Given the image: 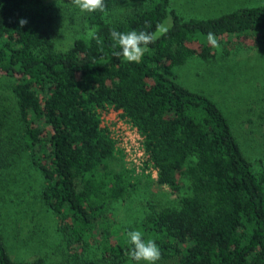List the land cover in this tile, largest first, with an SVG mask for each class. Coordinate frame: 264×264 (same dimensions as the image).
<instances>
[{"label": "trees", "instance_id": "obj_1", "mask_svg": "<svg viewBox=\"0 0 264 264\" xmlns=\"http://www.w3.org/2000/svg\"><path fill=\"white\" fill-rule=\"evenodd\" d=\"M138 1L105 0L106 14H88L72 13L68 0H0V213L39 202L24 244L33 239L38 247L30 249L44 253L53 239L55 247L48 259L12 258L0 214V264H85L91 252L95 264H135L127 237L134 230L156 242L157 264H264V164L244 154L210 97L168 74L192 58L210 62L220 49L228 56L231 43L264 42V5L185 19L171 10L173 0ZM72 15L80 16L72 43L59 51ZM113 30L157 39L140 63H129L112 55ZM209 32L219 48L208 44ZM106 109L120 111L143 137L148 158L139 173L101 126ZM260 126L246 127L251 135ZM19 159L37 189L20 181ZM141 185L167 187L178 206L118 223L110 206Z\"/></svg>", "mask_w": 264, "mask_h": 264}, {"label": "rangeland", "instance_id": "obj_2", "mask_svg": "<svg viewBox=\"0 0 264 264\" xmlns=\"http://www.w3.org/2000/svg\"><path fill=\"white\" fill-rule=\"evenodd\" d=\"M134 4L139 5L140 1L134 0ZM261 5H264V0H173L171 10L185 19H208L241 8ZM132 7L133 2H130V6L126 8L128 9L127 12L130 13ZM72 9L74 11L72 13L76 11L80 13L77 9L73 7ZM79 17V15L66 16V20L62 24L64 38L57 41V50H67L70 47L72 43L71 32L78 24ZM170 21L171 18L160 27L158 32H163L164 26L171 25ZM82 33L83 31L80 30L79 34ZM226 49L230 51L228 56L220 49L210 62L200 58H192L168 74L186 89L210 97L230 123L232 133L244 154L253 161H260L263 165L264 112L260 113L259 111L264 110V42L240 40L238 43L229 44ZM256 117L257 119H255ZM243 120H246L244 124ZM249 122H254V124ZM255 124L261 125L260 130L259 132L253 130L250 135V129L246 126H254ZM260 132L263 136L260 135ZM19 135L20 131L18 130L16 137ZM19 160L15 169L18 168L17 171L20 172L19 176L22 178L20 181L30 183L32 189H37L38 185L31 182L32 178H30H36L35 173L29 168L27 176L24 172L26 167L21 163L22 160ZM16 179L18 180V177ZM40 206L39 202L36 203L32 198H29L20 207L12 206L1 210L3 237L12 258L27 262L38 257L51 258V252L55 250V247L51 246L53 239L49 240L50 246L45 249L46 252L44 253L33 252L30 249L38 247L37 244L33 245L35 241L33 239L24 244L29 227L37 223L35 221L38 218L35 214L40 212ZM177 206V197L171 195L167 187L141 185L135 194L123 202L112 204L109 208V214L115 221L125 225L139 222L151 212L160 211L165 207ZM13 210L19 211V213H15ZM46 228L48 230L47 238H52L51 235L55 234L54 227L49 225ZM39 240L37 237L38 243ZM91 253L87 256L88 261L85 264H95L99 257L95 252ZM58 259L56 258V260ZM175 262L168 261L164 264H175Z\"/></svg>", "mask_w": 264, "mask_h": 264}, {"label": "clouds", "instance_id": "obj_3", "mask_svg": "<svg viewBox=\"0 0 264 264\" xmlns=\"http://www.w3.org/2000/svg\"><path fill=\"white\" fill-rule=\"evenodd\" d=\"M74 9L80 13H105V0H68ZM27 24L24 19L19 20L20 27ZM157 31H160V26H157ZM166 32L167 29H164ZM112 39L115 41L112 53L115 57H123L129 63H140L145 53L149 50L148 46L155 42L157 36L153 32L135 30L127 33H122L116 30L111 32ZM207 42L213 48H219L220 44L216 35L212 32L207 34ZM118 46L119 51H115ZM128 242L131 248L128 256L135 264H157L161 259V250L152 239L145 240L143 234L139 230L130 231L127 233Z\"/></svg>", "mask_w": 264, "mask_h": 264}, {"label": "built area", "instance_id": "obj_4", "mask_svg": "<svg viewBox=\"0 0 264 264\" xmlns=\"http://www.w3.org/2000/svg\"><path fill=\"white\" fill-rule=\"evenodd\" d=\"M101 112V126L107 127L110 131V136L115 142L116 148L120 150L127 163V167L135 173L140 172V168L144 166L148 156L143 147V137L137 128L128 124L120 118V111L106 109ZM152 171V177H156V170ZM148 173V171H146Z\"/></svg>", "mask_w": 264, "mask_h": 264}]
</instances>
